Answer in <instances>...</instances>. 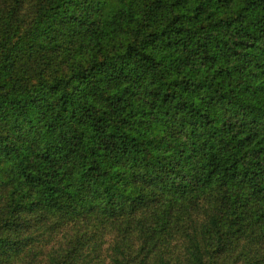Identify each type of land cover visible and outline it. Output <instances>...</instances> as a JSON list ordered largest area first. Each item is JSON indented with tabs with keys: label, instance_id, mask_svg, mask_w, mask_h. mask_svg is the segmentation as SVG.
I'll return each mask as SVG.
<instances>
[{
	"label": "trees",
	"instance_id": "16d2710c",
	"mask_svg": "<svg viewBox=\"0 0 264 264\" xmlns=\"http://www.w3.org/2000/svg\"><path fill=\"white\" fill-rule=\"evenodd\" d=\"M0 264H264V0H0Z\"/></svg>",
	"mask_w": 264,
	"mask_h": 264
}]
</instances>
